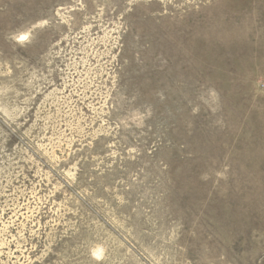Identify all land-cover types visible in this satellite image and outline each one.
I'll use <instances>...</instances> for the list:
<instances>
[{"label":"rangeland","instance_id":"obj_1","mask_svg":"<svg viewBox=\"0 0 264 264\" xmlns=\"http://www.w3.org/2000/svg\"><path fill=\"white\" fill-rule=\"evenodd\" d=\"M0 264H264V0H0Z\"/></svg>","mask_w":264,"mask_h":264}]
</instances>
